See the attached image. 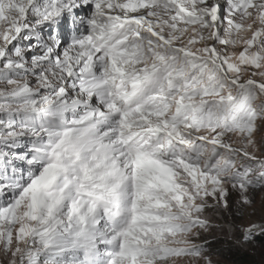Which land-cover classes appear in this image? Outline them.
Masks as SVG:
<instances>
[{
	"label": "snow or ice",
	"instance_id": "obj_1",
	"mask_svg": "<svg viewBox=\"0 0 264 264\" xmlns=\"http://www.w3.org/2000/svg\"><path fill=\"white\" fill-rule=\"evenodd\" d=\"M257 191L264 0H0V264H213Z\"/></svg>",
	"mask_w": 264,
	"mask_h": 264
},
{
	"label": "rangeland",
	"instance_id": "obj_2",
	"mask_svg": "<svg viewBox=\"0 0 264 264\" xmlns=\"http://www.w3.org/2000/svg\"><path fill=\"white\" fill-rule=\"evenodd\" d=\"M254 199V205L244 210L243 219L239 217V214L236 216L230 213L218 215L216 223L223 225L224 230H213L207 233L208 252L213 264H237L233 260L236 255L240 254L249 256L251 261L264 264V246L256 242L259 235L249 242H244L239 232L232 233L228 228L231 222L236 224L247 223L250 220L259 222L261 216H264V204H262L264 193L257 191Z\"/></svg>",
	"mask_w": 264,
	"mask_h": 264
},
{
	"label": "trees",
	"instance_id": "obj_3",
	"mask_svg": "<svg viewBox=\"0 0 264 264\" xmlns=\"http://www.w3.org/2000/svg\"><path fill=\"white\" fill-rule=\"evenodd\" d=\"M256 242L258 244H261L262 246H264V235H259L257 238H256ZM237 254V253H236ZM235 254V255H236ZM233 262L237 263V264H259V263H256L254 261H251L249 259V256L247 255H236Z\"/></svg>",
	"mask_w": 264,
	"mask_h": 264
}]
</instances>
